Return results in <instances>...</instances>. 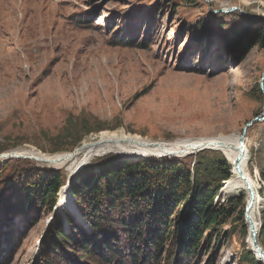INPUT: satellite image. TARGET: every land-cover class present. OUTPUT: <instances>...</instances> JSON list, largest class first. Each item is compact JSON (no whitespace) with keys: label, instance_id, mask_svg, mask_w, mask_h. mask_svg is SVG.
Here are the masks:
<instances>
[{"label":"rangeland","instance_id":"obj_1","mask_svg":"<svg viewBox=\"0 0 264 264\" xmlns=\"http://www.w3.org/2000/svg\"><path fill=\"white\" fill-rule=\"evenodd\" d=\"M246 21L264 22V0H0V146L12 147L0 154L19 148L49 154L72 143L73 152L89 137L115 130L156 141L241 134L264 115V46L251 33L253 26L240 42L217 45L223 44L220 36ZM204 25L214 31V43L202 33ZM121 35L134 44L113 45ZM246 144L248 169L262 198V225L264 122L249 127ZM201 150L164 157L111 151L92 161L189 158L193 167L203 151L227 159L220 150ZM87 164H78L73 173L69 165L41 164L61 169L67 189L35 224L15 220L14 229L23 228L24 235L9 264H43L41 245L57 219L68 227L66 211L83 224L67 206L75 209L70 185ZM224 184L214 207L238 212L205 233L193 264H251L252 229L247 217L245 223L239 220L248 190L225 199ZM67 193L71 199L63 202ZM169 251L168 246L163 261Z\"/></svg>","mask_w":264,"mask_h":264},{"label":"trees","instance_id":"obj_2","mask_svg":"<svg viewBox=\"0 0 264 264\" xmlns=\"http://www.w3.org/2000/svg\"><path fill=\"white\" fill-rule=\"evenodd\" d=\"M254 23L246 21L220 36L223 44L217 48L240 42L252 26L251 33L264 46V22L256 27ZM201 30L214 43V31L208 25ZM121 36L112 44H134ZM74 147L72 143L58 152ZM8 148L12 147L0 146V152ZM204 152L196 155L193 167L189 158L129 161L119 156L87 164L78 181L70 185V192L89 227L66 211L68 227L57 219L41 245L43 264H193L205 233L238 212L235 207H214L223 182L231 177L232 165L221 154L211 157ZM40 166L33 159L0 158V264L13 260L14 248L23 238V228L14 229L15 220L25 226L35 224L43 210L56 206L65 185L67 177L61 169ZM261 176L264 179V167ZM221 202L220 195L217 204ZM173 211L177 214L174 222L169 220ZM240 212L239 220L245 223L246 207ZM261 219L260 242L264 246V209ZM167 245L170 251L163 261ZM248 254L251 264H264L254 251ZM209 264L215 263L211 260Z\"/></svg>","mask_w":264,"mask_h":264},{"label":"bare ground","instance_id":"obj_3","mask_svg":"<svg viewBox=\"0 0 264 264\" xmlns=\"http://www.w3.org/2000/svg\"><path fill=\"white\" fill-rule=\"evenodd\" d=\"M240 134H220L213 137H200V138H179L175 141H156L149 138H144L138 134H127L120 131H105L89 137L88 141L82 143L75 151H64L54 154H44L43 152L34 149L19 148L13 151V154L22 156H32L33 160L41 164H46L53 168H61L69 165L70 173L74 171L75 166L80 163H89L96 156H101L107 152L115 151L116 153L128 154V156H184L189 153L196 152L197 150L214 148L220 150L229 160L232 165L231 177L225 181L223 193L225 199H232L240 196L242 191L246 189L248 183H251L257 192L255 204L250 208L248 213V222L252 227V221L260 228L259 208L262 204V198L254 177L248 169L249 165V149L245 139V152L240 160L241 169L238 170L236 162L240 154L239 147ZM202 151V150H201ZM194 154V153H193ZM29 159V158H28ZM40 164V165H41ZM69 171V170H68ZM73 173V172H72ZM245 175V178L242 177ZM66 187L62 189L61 194L66 191ZM67 197L63 198V202L71 199V195L67 193ZM74 206V205H73ZM75 207V206H74ZM72 210V207H71ZM72 211H75L72 210ZM262 226V225H261ZM250 243L254 248L256 240L253 236L250 238ZM262 245V244H261ZM264 247V246H263ZM258 255V254H257ZM259 257V255H258ZM260 258V257H259ZM264 262V258H260Z\"/></svg>","mask_w":264,"mask_h":264},{"label":"water","instance_id":"obj_4","mask_svg":"<svg viewBox=\"0 0 264 264\" xmlns=\"http://www.w3.org/2000/svg\"><path fill=\"white\" fill-rule=\"evenodd\" d=\"M257 121H264V115L261 116V117L256 116V117H255L254 119H252L249 123H247L246 126L243 128L242 133H241L240 136H239L240 154H239V156H238V162H236V167L238 168V170L241 169V168H239V167H240V160H241V158L243 157V154H244V152H245V148H246V146H245V139H246V135H247L248 129H249V127L253 126V124H254L255 122H257ZM210 148H212V147H210ZM11 157L33 159L32 156H22V155H20V156L18 157L17 155L13 154V152L5 153V154H4V153H3V154H0V158H11ZM81 166H82V165H81ZM81 166H79L78 168H80ZM78 168H77V169H78ZM242 177L245 178V175L242 174ZM64 187H65V186H63V187L61 188V191H60L59 194H61L62 189H63ZM246 189L248 190V193H249V203H248V206H247V209H246V217H247V219H249V218H248V213H247V212H248V211L250 210V208L255 204L256 196H258V195H257V192H256V190L254 189V187L252 186L251 183H248ZM72 204L75 206V212H74V214L76 215V217H77L78 219H80L81 221H83L82 215H81V213L78 211V209H77V207H76V204H75V202H74V198H73ZM66 206H67V205H66ZM67 209H68L70 212H73V211L71 210V205H68V206H67ZM83 223H84V221H83ZM251 226H252V227H251V229H252V231H251V235H252V236L255 238V240H256V243H255V245H254L253 251H255V253H257V254L259 255L260 258H261V257L264 258V247L261 245V242H260V232H261V230H260V228L258 229V225H257L256 223H254L253 221H252V225H251ZM259 227H261V223H260V226H259ZM260 258H259V259H260Z\"/></svg>","mask_w":264,"mask_h":264}]
</instances>
